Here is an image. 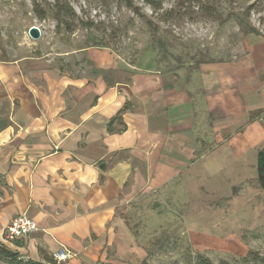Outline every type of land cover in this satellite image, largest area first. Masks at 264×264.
<instances>
[{"label":"crops","instance_id":"0c3cea01","mask_svg":"<svg viewBox=\"0 0 264 264\" xmlns=\"http://www.w3.org/2000/svg\"><path fill=\"white\" fill-rule=\"evenodd\" d=\"M246 49L227 74L212 64L166 73L106 48L81 51L72 73L0 48V242L23 260L68 252L64 264L107 263L127 242L123 210L139 196L220 145L236 157L263 148L264 41ZM24 214L39 231L8 241Z\"/></svg>","mask_w":264,"mask_h":264},{"label":"rangeland","instance_id":"374dc122","mask_svg":"<svg viewBox=\"0 0 264 264\" xmlns=\"http://www.w3.org/2000/svg\"><path fill=\"white\" fill-rule=\"evenodd\" d=\"M159 1L162 9L155 12L146 0H0V48L8 58L40 57L72 73L85 60L81 51L108 47L132 65L150 66L153 58L166 73L195 71L207 62L228 74L242 66L248 42L264 41V1ZM57 2L63 13L53 10ZM210 5L231 20L213 21L205 9ZM34 26L39 40L29 36ZM248 27L259 35H247ZM161 39L173 58H165ZM261 149L236 157L220 145L218 156L209 152L165 187L139 196L123 210L128 238L120 255L99 264H197L200 256L213 264H247L251 254L264 257Z\"/></svg>","mask_w":264,"mask_h":264},{"label":"trees","instance_id":"16d2710c","mask_svg":"<svg viewBox=\"0 0 264 264\" xmlns=\"http://www.w3.org/2000/svg\"><path fill=\"white\" fill-rule=\"evenodd\" d=\"M146 1L153 8V10L155 12L162 9V5H161L159 0H146ZM228 1H235V0H228ZM260 1H264V0H256V2H260ZM55 5L56 6L53 8V10H55V8L57 7L58 14L64 12V9L62 8L64 6H61L59 4V2H57ZM254 7H255V4L249 6L247 8V10H246V13L248 15H250V13L254 9ZM205 9H206V14L209 13L211 19L213 21L220 22V25L226 24L232 18V16H227V18H224L223 15L218 13V11H217L215 6H211V5L210 6H206ZM134 10L137 11L136 8H134ZM69 11H70V9L67 8L66 13L70 14V13H68ZM170 12L172 13V11H170ZM71 13H74V12H71ZM67 29H69V27H67ZM245 33L247 35H250V34H254V35H257V36L259 35L258 32L252 27H248L246 29ZM161 36L167 38L164 35H161ZM171 40L173 41V39H171ZM159 46L161 47V49L164 50V56H165L166 59L173 58V54L168 50L166 42H164V39H161L159 41ZM105 48L108 49V47H105ZM178 58L179 57H176L173 60H178ZM160 63H162V61ZM177 63H175V64H177ZM202 63L204 64V63H207V62H202ZM202 63H200V65ZM258 159H259V162H258V183H259L260 187L264 190V147L259 151ZM250 256H251L250 257L251 260H249V262L247 264H250L251 262L253 264H264V257H261L258 254L257 255L256 254H251ZM0 261L2 262V264H61V263H58L57 261H55L54 258L49 259L46 263L38 262V261H34V260H23L22 257L18 253L12 252L11 250H9L1 242H0ZM197 264H213V263H210L209 259L200 256L198 258ZM218 264H234V263L229 262V261H221ZM243 264H246V263L243 262Z\"/></svg>","mask_w":264,"mask_h":264},{"label":"built area","instance_id":"2783aa9c","mask_svg":"<svg viewBox=\"0 0 264 264\" xmlns=\"http://www.w3.org/2000/svg\"><path fill=\"white\" fill-rule=\"evenodd\" d=\"M39 231V226L36 221L28 216L21 215L14 218L6 229V239L10 242L19 238L30 236ZM53 258L58 263H62L71 258L68 252H58L53 255Z\"/></svg>","mask_w":264,"mask_h":264},{"label":"water","instance_id":"95a60500","mask_svg":"<svg viewBox=\"0 0 264 264\" xmlns=\"http://www.w3.org/2000/svg\"><path fill=\"white\" fill-rule=\"evenodd\" d=\"M29 36L33 39V40H39L42 36V32L38 27H31L29 30Z\"/></svg>","mask_w":264,"mask_h":264}]
</instances>
